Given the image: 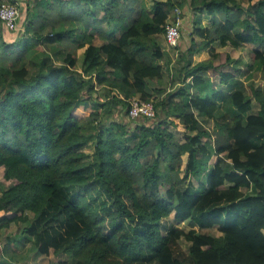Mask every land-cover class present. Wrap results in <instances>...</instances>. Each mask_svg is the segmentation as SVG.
<instances>
[{
    "label": "trees",
    "instance_id": "trees-1",
    "mask_svg": "<svg viewBox=\"0 0 264 264\" xmlns=\"http://www.w3.org/2000/svg\"><path fill=\"white\" fill-rule=\"evenodd\" d=\"M187 4L210 25L195 26L201 39L178 56L172 82L180 86L154 87V99L150 85L169 73L157 38ZM153 7L30 0L21 39L0 42V167L11 182L0 184L1 264L29 243L74 264H264V88L242 80L264 70V0H153ZM215 41L253 45V62L244 71L226 54L220 68L211 48L193 64ZM46 44L50 53L29 68L28 55ZM133 96L153 99L156 119L128 118ZM215 100L227 115L219 131L208 127ZM191 178L194 192L181 188ZM72 188L81 191L76 198L64 193ZM169 216L190 229L164 234ZM13 224L17 232L5 235ZM181 238L187 254L175 250Z\"/></svg>",
    "mask_w": 264,
    "mask_h": 264
},
{
    "label": "rangeland",
    "instance_id": "rangeland-1",
    "mask_svg": "<svg viewBox=\"0 0 264 264\" xmlns=\"http://www.w3.org/2000/svg\"><path fill=\"white\" fill-rule=\"evenodd\" d=\"M146 2H148L149 4L151 3V0H146ZM22 10V9H21ZM174 12V11H173ZM171 13L174 16V13ZM197 16L199 17L198 19H200L201 21H197ZM182 27H181V37L179 39L182 40V42H185V40L187 41L188 45H190V41L193 38H197L200 39V37L198 35H196L194 33V27L195 26H206L210 19L208 16L206 15H201L198 11H192V8L189 7V5L187 4L186 6H184L182 8ZM196 20V21H195ZM157 41L159 42V44L165 48L166 44H165V40H164V36H160L157 38ZM51 45V44H50ZM182 47H184L182 45ZM182 47L177 48V52L176 49L172 50V52L170 51L167 56L168 61H172V64L169 67V73L166 72L165 75V79L162 82H159L158 84L160 85L161 88L168 91L169 87H172L173 85V80L172 78H175V73L176 70L183 64V61L178 60V56L184 52L182 51ZM48 44H46V46H40L35 48V50L28 55L27 57V64L29 68H33L34 69V65L33 63L39 61L44 52L46 50H48ZM250 52H251V47L250 46H246L244 45L241 49L239 50H235L232 49L230 47H226L223 48V50L221 51V53H219V57L217 58V63L219 64L220 68H226V63H225V57H226V53L230 56V58L232 59V61L234 60H238L239 62H242L244 71L246 70L245 68V64H249L252 63V59L250 57ZM210 54V53H209ZM104 58V57H103ZM104 60V59H103ZM180 61V62H179ZM252 76L253 79L250 83H252L253 85L257 86V87H261L264 88V70L263 69H259V68H255L252 70ZM211 77L214 80H217L219 78V76L216 73H211ZM245 79V78H244ZM248 78L245 79V81ZM169 82V83H168ZM249 85V82H247V86ZM248 91L250 92L249 88ZM153 96L152 98L156 99V93H152ZM253 102V109L252 112L256 113L257 110L259 109V104L252 99ZM121 117L124 120L127 119V116L121 112ZM119 115L116 114L115 118L118 119ZM10 184V181H5L3 178V168L0 167V184ZM197 187V180L191 178V180L187 181L186 184L182 185L181 188L184 190H188V191H194L195 188ZM163 191V190H162ZM80 190L78 188H72V189H65L64 193L68 198H76L79 194H80ZM94 207H97V204L94 205ZM176 228H181L185 231L190 229L189 223L188 222H178L176 221L172 216H169L165 219H163V221H161V230L164 234H170L172 233V231ZM197 230L201 231V232H207L213 235H220V233L218 232L217 228H204V229H200L199 227H196ZM5 235H14L17 232V226L16 225H12L8 230L5 231ZM4 237V235H3ZM31 246V245H30ZM188 248H189V242H187L186 240H184L183 238L179 239L177 241L175 250L177 253H188ZM20 252V256H18V263L15 264H59L62 262H66V264H74L71 257L69 256H65V255H61V256H56V255H52L50 254L49 256H42L40 255V253L37 252V250L35 249H29V247H25V248H20L19 249ZM26 259V260H25ZM71 260V261H70ZM3 262L2 259H0V264ZM6 262V261H5Z\"/></svg>",
    "mask_w": 264,
    "mask_h": 264
},
{
    "label": "crops",
    "instance_id": "crops-1",
    "mask_svg": "<svg viewBox=\"0 0 264 264\" xmlns=\"http://www.w3.org/2000/svg\"><path fill=\"white\" fill-rule=\"evenodd\" d=\"M19 2H20V4H21V9H23L24 8V6L26 5V3L28 2V1H30V0H18ZM63 1H65V2H67V1H69V0H63ZM142 1V3L147 7V9L150 11V12H153V9H154V7H153V0H151V3L149 4L148 2H146V0H141ZM199 17L197 16V21H201L200 19H198ZM196 21V20H195ZM208 25H210V24H207L206 26H208ZM206 26H204V27H206ZM23 32H24V16H21L20 15V18H19V21H18V30L17 31H10V30H8L5 26H4V24L2 23V22H0V42H5V43H12V42H17V41H19V39H21V36H22V34H23ZM196 38V37H195ZM201 39V38H200ZM181 41L182 40H180L179 41V43H178V45H177V47H175V48H170V47H167V46H165V48H163V51L165 52V57H164V59H162V61H161V64H163V66L165 67V69L167 68L168 70H169V67H170V65L172 64V61H168V59H167V56L169 55L168 53L171 51L172 52V50H174V49H176V52H177V48H179V47H182V45L184 46V47H182V51H184V52H182V54L183 53H185V51L187 50V48L190 46V45H188V43H187V41L185 40V42H182L181 43ZM103 41L99 38V37H96L95 39H94V43L95 44H100V43H102ZM53 46H55L56 44L55 43H53L52 44ZM246 46H250L251 47V51H252V49H254V46L253 45H249V44H245ZM244 46V45H243ZM242 46V47H243ZM226 47H230V48H232L231 46H222L221 44H220V42L219 41H215L214 43H212L211 45H210V47H206V48H204V49H202V50H199V51H197V52H195L194 54H193V57H192V60H193V64H195V63H197V62H199V61H202V60H205V59H208V58H210V49L211 48H213L214 50H215V52L216 53H221V51L223 50V48H226ZM241 47V48H242ZM241 48H232V49H235V50H239V49H241ZM48 50H46L45 52H49L50 53V51H51V49L50 48H47ZM61 52H62V54H64L65 53V51L63 50V49H61ZM82 53H83V49L82 50H79L78 51V57L80 56L81 57V55H82ZM227 54V53H226ZM103 59H105V55L103 54ZM168 62V64H167V66H165L166 65V63ZM180 62V61H179ZM171 68V67H170ZM165 72H167V70L165 71ZM252 70L251 71H249L248 73H245L244 75H243V77H242V80L244 81V83L245 84H247V82H251L252 81V79H253V76H252ZM177 74V70H176V73H175V75ZM217 75H219V74H217ZM176 78V77H175ZM246 78H248L246 81H245V79ZM162 82V81H161ZM153 83V82H152ZM159 82H156V83H153L152 85H150V89L149 90H151L152 92H153V90H154V87H157V86H159V84H158ZM178 86H180V84L179 83H173V85H172V87H169L168 88V91L167 92H169V91H171V90H174V89H176ZM160 96H162V94L160 95ZM214 102H216L217 104H218V110L216 111V114H215V120H213V121H211L210 123H209V125H208V127L211 129V130H216V131H219V128L217 127L218 125H216V124H221V123H224V122H226L227 121V115H226V111H225V109H224V101H218V100H215ZM215 158V157H214ZM214 158H213V160H214ZM211 161V163H213L214 161ZM229 185V184H228ZM195 190H196V188H195ZM194 190V191H195ZM194 191H189V192H194ZM165 219V218H164ZM163 221V220H162ZM182 223V222H181ZM184 223V222H183ZM30 245H32L31 243H29L28 245H27V247H29V249H31V247H30ZM189 245H190V243H189ZM20 255V252H19V254H18V256ZM18 256H16V259H15V261H13V263H12V261H7L6 262V264H15V263H18L19 261H18V259L17 258H19ZM26 260V259H25ZM6 261V260H5ZM71 261V260H70ZM60 264V263H59Z\"/></svg>",
    "mask_w": 264,
    "mask_h": 264
},
{
    "label": "built area",
    "instance_id": "built-area-1",
    "mask_svg": "<svg viewBox=\"0 0 264 264\" xmlns=\"http://www.w3.org/2000/svg\"><path fill=\"white\" fill-rule=\"evenodd\" d=\"M21 15V4L18 0H1L0 22L10 31L18 30V21ZM175 18L165 24L164 40L167 47L175 48L181 37L182 10L175 8ZM157 109L153 99L143 100L138 96L131 97L128 107V118L136 120L140 117L156 119Z\"/></svg>",
    "mask_w": 264,
    "mask_h": 264
}]
</instances>
